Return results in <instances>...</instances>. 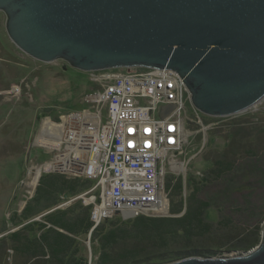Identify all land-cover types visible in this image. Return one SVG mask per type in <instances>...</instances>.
<instances>
[{
  "label": "water",
  "instance_id": "water-1",
  "mask_svg": "<svg viewBox=\"0 0 264 264\" xmlns=\"http://www.w3.org/2000/svg\"><path fill=\"white\" fill-rule=\"evenodd\" d=\"M0 9L12 40L39 60L84 71L172 68L211 116L264 97V0H0ZM234 251L166 264H264V229L259 244Z\"/></svg>",
  "mask_w": 264,
  "mask_h": 264
},
{
  "label": "rangeland",
  "instance_id": "rangeland-1",
  "mask_svg": "<svg viewBox=\"0 0 264 264\" xmlns=\"http://www.w3.org/2000/svg\"><path fill=\"white\" fill-rule=\"evenodd\" d=\"M6 18V13L0 9V238L20 228V223L13 224L12 217L16 222L18 218L20 220L26 199L34 194L40 178L35 167L50 158L48 148L36 142L43 120L83 108L86 93L97 85L91 79L92 72L80 70L63 58L45 62L22 50L10 37ZM106 71L94 73L101 76ZM184 106L185 143L178 153L169 154L180 166H174L176 169H169L168 173L182 176L185 189L187 171L200 172L205 167L206 163L201 158L204 146L223 150L230 140V135L224 134L231 127L244 125L247 132H252V142L255 138L259 142L264 141V97L239 112L211 116L195 108L185 89ZM210 127H221L222 135L206 134ZM201 132L203 137L199 139ZM259 145L262 149L255 157L239 160L232 171L208 185L200 194L210 203L205 211L209 220L217 222L221 216L222 231L233 224L245 230L252 229L258 235L257 244L264 229V143ZM67 200L61 198V203ZM119 215L123 222H128L136 214ZM153 215L166 216L168 211L158 210ZM115 217L118 215L109 218ZM78 239L85 245L89 261L91 258L95 260L90 238L81 236ZM234 250L224 246L222 255L228 252L235 254Z\"/></svg>",
  "mask_w": 264,
  "mask_h": 264
},
{
  "label": "trees",
  "instance_id": "trees-1",
  "mask_svg": "<svg viewBox=\"0 0 264 264\" xmlns=\"http://www.w3.org/2000/svg\"><path fill=\"white\" fill-rule=\"evenodd\" d=\"M221 129L210 127L205 132L222 135ZM247 129L244 125L231 127L224 134H229L230 140L223 150L204 146L201 158L205 167L200 172L187 171L186 189L182 176L173 172L166 175L168 215L140 214L123 222L115 213L118 217L102 219L91 232L95 223L90 205L81 199L61 205L65 203L61 198H74L91 187V181L42 172L19 222L12 217L13 224L20 223V228L0 238V264H90L92 258L89 261L85 245L78 239L81 236L91 240L95 257L91 264H166L190 255H215L224 246L232 250L252 248L259 242L257 233L236 224L222 231L221 216L217 222L209 220L205 211L210 203L200 195L232 171L239 160L260 152L259 144L264 141L255 138L252 142V132Z\"/></svg>",
  "mask_w": 264,
  "mask_h": 264
},
{
  "label": "built area",
  "instance_id": "built-area-1",
  "mask_svg": "<svg viewBox=\"0 0 264 264\" xmlns=\"http://www.w3.org/2000/svg\"><path fill=\"white\" fill-rule=\"evenodd\" d=\"M103 70L101 76L90 71L97 85L86 93L83 108L43 120L36 142L50 158L35 171L38 177L60 172L93 181L67 202L90 205L94 223L115 213L153 215L164 206L167 212L165 178L180 166L169 154L178 153L186 139V85L167 67ZM168 103L175 107L161 117Z\"/></svg>",
  "mask_w": 264,
  "mask_h": 264
},
{
  "label": "bare ground",
  "instance_id": "bare-ground-1",
  "mask_svg": "<svg viewBox=\"0 0 264 264\" xmlns=\"http://www.w3.org/2000/svg\"><path fill=\"white\" fill-rule=\"evenodd\" d=\"M37 141H38V139H37ZM162 210H165V206L162 208Z\"/></svg>",
  "mask_w": 264,
  "mask_h": 264
}]
</instances>
